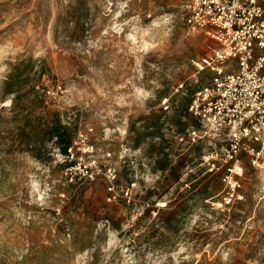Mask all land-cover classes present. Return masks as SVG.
I'll list each match as a JSON object with an SVG mask.
<instances>
[{
	"label": "rangeland",
	"instance_id": "1",
	"mask_svg": "<svg viewBox=\"0 0 264 264\" xmlns=\"http://www.w3.org/2000/svg\"><path fill=\"white\" fill-rule=\"evenodd\" d=\"M183 2L0 0V264H264V154L228 170L188 111L214 42Z\"/></svg>",
	"mask_w": 264,
	"mask_h": 264
},
{
	"label": "built area",
	"instance_id": "2",
	"mask_svg": "<svg viewBox=\"0 0 264 264\" xmlns=\"http://www.w3.org/2000/svg\"><path fill=\"white\" fill-rule=\"evenodd\" d=\"M181 8L187 31L214 42L194 63L211 79L194 93L188 111L215 145L222 143L215 151L221 165L241 175L243 153L253 164L264 154V0H184ZM163 103L169 110V101ZM190 135L201 138L197 130ZM262 192L264 199V185Z\"/></svg>",
	"mask_w": 264,
	"mask_h": 264
},
{
	"label": "trees",
	"instance_id": "3",
	"mask_svg": "<svg viewBox=\"0 0 264 264\" xmlns=\"http://www.w3.org/2000/svg\"><path fill=\"white\" fill-rule=\"evenodd\" d=\"M29 64H27V61H21L19 63L11 64L10 67V74L7 77L6 85H7V91L10 94H15L18 98V90L20 89V85L23 83L22 77L27 72L26 67H28ZM16 103L14 106H16ZM28 123L24 122L23 124ZM30 123H36V121H32ZM38 124V123H37ZM60 119H56L55 121L51 122L50 126L48 124V127H50L48 134L50 137L52 136L56 144L58 145V149L60 153L64 156L69 155V149L72 146V138L71 136L66 133L65 127L62 126ZM73 161H65V165H72Z\"/></svg>",
	"mask_w": 264,
	"mask_h": 264
}]
</instances>
